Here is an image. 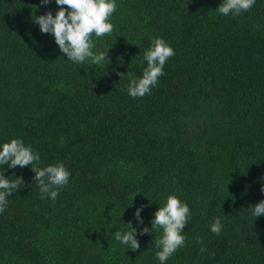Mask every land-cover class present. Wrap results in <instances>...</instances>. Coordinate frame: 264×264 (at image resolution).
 <instances>
[{"label": "trees", "instance_id": "16d2710c", "mask_svg": "<svg viewBox=\"0 0 264 264\" xmlns=\"http://www.w3.org/2000/svg\"><path fill=\"white\" fill-rule=\"evenodd\" d=\"M221 2L118 0L113 31L92 35L109 49L100 66L67 61L32 21L55 0H0V142L22 138L39 167L71 172L52 200L31 166H4L25 183L0 212V264H159L162 230L139 229L171 193L191 216L166 264H264V214L250 211L264 200V0L237 16ZM153 36L175 55L150 94L131 97L127 73L142 75ZM128 221L135 251L112 235Z\"/></svg>", "mask_w": 264, "mask_h": 264}, {"label": "clouds", "instance_id": "9594fccd", "mask_svg": "<svg viewBox=\"0 0 264 264\" xmlns=\"http://www.w3.org/2000/svg\"><path fill=\"white\" fill-rule=\"evenodd\" d=\"M50 2L52 0H41L42 4ZM117 2L118 0H55V4L59 7L54 14L52 10L41 15L33 14L32 21L38 24L42 33L54 37L55 44L61 53L66 54L67 61L76 64L89 61L103 66L105 61L110 59L109 49L94 50L96 46L92 35L99 38L113 31L114 25L109 18L114 13ZM254 3L255 0H222L216 10L225 16L230 13L232 16H237L242 11L249 10ZM173 55H175L173 47L163 37H151L149 47L143 52V59L147 63L142 75L132 77L130 72L127 73L128 95L142 97L150 94L152 88L157 85L158 78L164 74L166 61ZM40 159V153L35 151L31 144H25L22 138L16 137L0 142V212L7 208L8 197L25 183L22 175L15 174L14 177H12L13 173L5 175L7 170L5 165L9 169L31 166L35 173L33 180L37 183L41 195L48 196L52 200L57 198L60 188L68 183L71 172L63 162L39 167L37 162ZM261 191H264V186ZM159 205L151 219V228L147 226L140 228L139 234L150 232L149 229L152 228L162 230L155 241L157 247L155 256L159 264H166L168 258L184 245L186 239L184 227L191 216V209L188 203L175 193L168 194L165 202ZM144 207V205L137 207L133 214L139 224H143L141 212ZM250 211L256 218L264 214V200L251 205ZM221 229V218L214 217L210 223V231L219 234ZM112 235L126 250L135 251L140 247L138 230L132 221L123 222V226L119 225ZM204 250L202 247L201 251Z\"/></svg>", "mask_w": 264, "mask_h": 264}]
</instances>
